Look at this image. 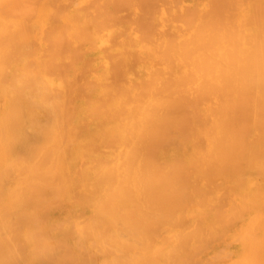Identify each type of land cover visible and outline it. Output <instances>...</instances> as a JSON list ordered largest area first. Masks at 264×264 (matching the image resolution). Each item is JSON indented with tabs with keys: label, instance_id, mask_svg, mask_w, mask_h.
Segmentation results:
<instances>
[{
	"label": "bare ground",
	"instance_id": "bare-ground-1",
	"mask_svg": "<svg viewBox=\"0 0 264 264\" xmlns=\"http://www.w3.org/2000/svg\"><path fill=\"white\" fill-rule=\"evenodd\" d=\"M0 264H264V0H0Z\"/></svg>",
	"mask_w": 264,
	"mask_h": 264
}]
</instances>
